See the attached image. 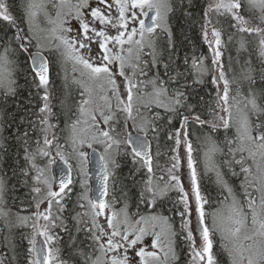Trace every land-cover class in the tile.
<instances>
[{
  "label": "snow or ice",
  "instance_id": "1",
  "mask_svg": "<svg viewBox=\"0 0 264 264\" xmlns=\"http://www.w3.org/2000/svg\"><path fill=\"white\" fill-rule=\"evenodd\" d=\"M22 7L23 16L18 23L6 0H0V22L7 30L0 41L4 44L0 52V87L5 89V95H15L10 54H27L34 73L33 84L43 93L38 115L43 145L37 140L32 151L28 132L23 134L25 160L30 168L22 170V175L26 184L29 179L32 181L30 193L36 211L30 215L12 213L4 199L7 185L0 179V233H3L0 242L9 247L14 229H29L23 235L27 241L23 264H132L130 251L137 258L136 264H177L179 236L189 248L190 264H222L221 254H226L227 264H264V72L260 74L259 85L250 66L243 69L240 78L229 80L221 60L222 30L212 20L213 15L217 17L216 23L221 17H229L230 28L260 35L259 55L264 58V27H249V21L242 15L247 9L264 25V0H211L204 10L201 33L212 53L211 64L206 63V57L194 56L191 70L193 83H204V78L209 77L216 87L211 119L202 118L197 106L189 102L190 85L185 74L178 70L179 65L173 68L171 55L163 62V74L159 72L163 61L158 50L161 35L168 41L166 51L171 53L175 47L169 26V16L174 11L172 0H97L95 7L91 0H26ZM40 16L50 27L40 26ZM73 20L79 25L75 35H71ZM94 46L98 51L92 56ZM32 48L36 51H31ZM45 49L58 54L64 64L71 62L73 73H78L72 83L79 90V100L75 101V119L67 125V140L80 161L84 177L90 156L81 147L103 146L95 196L89 195L87 179L80 182L82 191L76 201L80 211L66 209L73 191L70 185L74 183L71 165L66 174L62 170L56 190L55 180L50 176L54 158L48 159L44 167L35 162L37 157H50L55 147L56 156L68 163L61 151L63 146L54 144L58 139L55 133L49 138L56 125L50 123L53 115L50 60L44 55ZM184 63L188 64L187 58ZM244 81L248 83L246 93L241 91ZM233 85H236L234 95ZM156 109H162L163 113ZM174 117H179V127L167 133V139L173 142L169 149L170 166L157 176L146 137L151 132L159 139L160 122L166 120L172 126ZM30 124L35 129V122ZM190 125L202 133L197 140L204 149L206 171H215L221 194L226 193L218 201L219 207L211 212L206 211L211 201L202 194L199 184ZM129 128L137 131L135 140L127 134ZM221 129L227 147L223 165L232 170L233 176L242 177L238 190L225 180L226 173L213 159L222 152L214 138ZM121 151L147 170V178L140 181L136 205L139 208L144 204L151 209L147 214L131 213L127 202L117 208L121 201L115 195L105 199L110 192L112 170L119 167L117 156ZM185 159L189 191H185L181 181ZM236 166L239 172L234 170ZM114 189L113 183V192ZM173 192L178 194L175 200L171 197ZM42 205H46L43 210ZM158 208L180 216L179 232L174 228L173 218L157 211ZM71 211H75L74 216ZM69 217L74 223H66ZM192 217L196 227H190ZM81 232L88 241L86 245L79 238ZM60 233H66L71 241L67 258ZM217 235L219 252L214 249ZM146 237H151L150 246L144 243ZM0 264L5 261L0 260Z\"/></svg>",
  "mask_w": 264,
  "mask_h": 264
},
{
  "label": "trees",
  "instance_id": "2",
  "mask_svg": "<svg viewBox=\"0 0 264 264\" xmlns=\"http://www.w3.org/2000/svg\"><path fill=\"white\" fill-rule=\"evenodd\" d=\"M9 5L10 13L17 18V22H21L23 16L22 5L26 0H6ZM211 0H172L174 5V11L169 16V26L172 31V42L175 45L174 50L169 53L165 49L167 48L168 41L164 35L158 45V50L162 52L163 61L159 68L160 74H163L164 67L163 62L169 60L171 55L173 68L179 65V71L185 74L187 82L190 87L187 89L189 94V102L197 106V111L202 114V118L211 119V109L215 107V101L217 96L216 87L211 84L210 78L205 77L204 83H193L195 77L192 75L191 62L195 57H206V63L211 64L212 53L208 48L207 43L202 38L201 25L203 24V13L207 5ZM242 15L249 21L248 26H260L258 18L254 17L252 13L245 9ZM213 23L216 27L222 30V57L221 60L225 67V72L229 80L240 78L244 68L251 67L252 74L257 80V85L260 83V74L264 72V58L259 55V41L260 35L241 33L235 28L229 27V17H221L220 22L216 23L217 17L212 16ZM26 27V26H25ZM5 31L3 22H0V41H2ZM9 35L11 33L9 32ZM229 36L232 37L229 40ZM243 44V47H241ZM4 44L0 42V52L3 51ZM35 49V48H32ZM47 58L50 60V92L52 95L53 115L50 117V123L56 125V128L52 129L49 133L51 137L54 132L58 138L56 141L63 142L66 140V122L75 113V101L79 100V90L73 86L72 83L66 82L63 78V72L61 67V60L56 53H50L47 49L44 51ZM185 58L188 59V64L185 65ZM10 59L13 61L11 64L12 79L15 81L13 87L15 88V95L0 92V121H1V145H0V173L3 176V180L7 185L6 202L8 208L12 213H17V208L22 215H30L36 211L35 203L33 201V194L30 193V185L32 181L29 179L27 184L25 183V177L22 175V170L30 168V164L25 160V132H28V146L32 151L36 149L37 140L43 145V136L39 131V107L42 105L41 100L42 90L38 91L33 84L32 68L27 58V54H10ZM155 74V70L153 71ZM73 75V74H72ZM73 78V76H72ZM167 79V77H163ZM73 81V79H72ZM71 81V82H72ZM183 82V77H182ZM221 87V86H220ZM223 87V85H222ZM235 87L233 85L232 94H235ZM248 89L247 81L242 83L241 91L246 93ZM64 101V104H61ZM163 113L162 109H156ZM183 112V109H181ZM31 122H35V129H33ZM179 127V117H174L172 126L167 125V121L160 122L159 139L154 138L153 134L149 132L147 136L151 140V154L153 156V166L157 176L161 174V170L170 166L168 161L170 160L171 153L169 151L173 142L167 139V133ZM190 131L192 132L193 147L196 149L194 157L197 160V171L199 176V184L202 194H204L210 201L211 207L206 206V211L211 212L214 208L218 207V201L224 198L221 187L216 183V173L212 170L205 169L203 146L197 140L198 136L202 133L197 129L195 125H190ZM129 131L127 130V134ZM224 131L220 130V135L214 138L218 145L221 147L222 152H218L214 155V161L218 168L223 173H226L225 180L228 181L235 189H239L240 180L242 177H235L232 175V170L223 165V161L227 158L223 153L227 152V147L224 144ZM101 151L102 146L97 145ZM131 149L129 148V152ZM239 158V157H237ZM44 161V157H37L36 164H41ZM117 162L119 167L113 169V176L109 180V196L112 198L115 195L122 205L127 202L131 213L140 212L141 214L151 212V209L145 208L144 204H140L137 208L139 185L142 179L147 178V170L141 169L139 164H134L131 156L125 155L121 151L117 156ZM159 165V167H156ZM239 172V166L234 169ZM31 175H35V171L31 172ZM71 187L73 188L70 193V199L66 205L67 210L75 209L80 211L76 201L81 192L80 183L76 181ZM115 184L114 192L112 185ZM177 193H171L172 200L177 198ZM20 206V207H19ZM46 206V205H45ZM169 207L171 205L169 204ZM43 210V208H41ZM55 211V209H54ZM75 211H71V215H75ZM157 211H164L165 215L173 218L174 228L179 232L180 230V216L174 214L173 211L167 209H157ZM65 215H68L66 211ZM66 223H74L66 220ZM191 227V225H190ZM29 229L20 228L14 229L10 240L13 241L9 247H5L0 242V257L5 261V264H23L24 254L27 248V241L23 239V235L27 233ZM72 234L75 236L77 233L75 229L72 230ZM3 233H0V240H2ZM65 242V258H67V248L70 247L71 241L66 233H60ZM81 241L88 243L83 232L79 233ZM79 243V242H78ZM214 249L219 252V236L214 238ZM176 252L178 256L177 264H190V254L187 244L182 237H177L176 240ZM219 259L222 264H227L228 258L226 254L219 255Z\"/></svg>",
  "mask_w": 264,
  "mask_h": 264
},
{
  "label": "rangeland",
  "instance_id": "3",
  "mask_svg": "<svg viewBox=\"0 0 264 264\" xmlns=\"http://www.w3.org/2000/svg\"><path fill=\"white\" fill-rule=\"evenodd\" d=\"M73 2H75V0H73ZM91 4L93 7L96 6L97 4V0H91ZM38 23L40 24L41 27H50V25L47 24V22L45 21L44 17L43 16H40L38 18ZM72 28H73V32L71 33V35H75L76 34V30L79 28V25L78 23L73 20L72 21V24H71ZM113 34H115V32H113ZM164 35H161L160 39L163 37ZM209 39H212L211 36H209ZM96 51H98L97 48H95L94 46V50L93 52L91 53L92 56H95L96 54ZM61 60V59H60ZM61 67H62V72H63V78L64 80L68 83H72V79L75 77V76H78V73H73L72 71V64L71 62L67 63V64H64L62 61H61ZM73 74V75H72ZM73 76V78H72ZM73 86L76 87V85H74L72 83ZM221 88H222V84L220 85ZM72 119H75V116L71 117L69 120H67L66 122V140L63 141L62 143L59 142V141H54V144L56 143H59L60 145H62L63 147L61 148V151L64 153L65 157L67 158V162H69L72 167H73V172H74V179H76L77 182H81V180L83 179H87V183H88V186L90 188V175H89V164L87 162V166H86V170H87V177H84L82 173H80V161L76 158V156L72 153V148H71V145L70 143L68 142L67 140V137H68V128H67V125L71 123V120ZM129 132L132 131V130H135L133 128H129L128 129ZM51 138V137H49ZM102 146V145H101ZM81 151H84V152H87L88 153V146L85 144L84 146L81 147L80 149ZM181 151H183V149H181ZM102 152H103V146H102ZM51 158H60L59 156H56V149L55 147L52 148L51 150V156L48 157V158H44V161L41 163V164H38L39 166L38 167H44L47 162H48V159H51ZM183 163V167H182V172L184 173V175L181 176V181H182V184L185 188V191H189L190 189V178L188 177L187 173H188V169L186 167V159L184 161H182ZM50 176L53 178V175H52V170H51V165H50ZM54 188L57 190L58 189V184L54 183ZM82 191V189H81ZM89 195L91 196V192H89ZM108 199H111L108 198ZM122 205H118L116 206L117 208L119 207H122ZM45 205H42L41 208H44ZM219 207V206H218ZM144 214H147V213H144ZM138 218V217H137ZM101 219L103 220V217H101ZM192 225L191 227H196L197 226V223H196V220H195V217H192ZM197 236H198V233H197ZM198 244H199V240L197 241ZM145 245H149L151 244V237H146L145 238V241H144ZM130 257L133 258L132 260V264H136V259L135 256H134V253H132L130 251L129 253ZM0 260H1V257H0Z\"/></svg>",
  "mask_w": 264,
  "mask_h": 264
},
{
  "label": "water",
  "instance_id": "4",
  "mask_svg": "<svg viewBox=\"0 0 264 264\" xmlns=\"http://www.w3.org/2000/svg\"><path fill=\"white\" fill-rule=\"evenodd\" d=\"M35 51L36 50H33V52H35ZM128 135H130L133 138V140H135L136 136L138 135V133H137L136 130H132V131L129 132ZM139 135L142 138H144V134L143 133H139ZM146 139H147V142L151 146L150 138L147 136ZM88 154L90 156L89 168H90V177H91V196L94 197L95 194H96V189H97L98 184H99V180H98V176L100 174L99 157L101 155V151H100V149L97 146L93 145V147L89 149ZM54 161L55 162L52 163V166H51L52 167V171H53V176H54L55 182H59L62 170L66 174L67 171H68V165L69 164L68 163L65 164V162L63 160H61L60 158H56V159H54Z\"/></svg>",
  "mask_w": 264,
  "mask_h": 264
},
{
  "label": "flooded vegetation",
  "instance_id": "5",
  "mask_svg": "<svg viewBox=\"0 0 264 264\" xmlns=\"http://www.w3.org/2000/svg\"><path fill=\"white\" fill-rule=\"evenodd\" d=\"M33 49H31V51H32ZM31 65V64H30ZM9 68H10V70L12 71V69H11V65H9ZM0 92H2V93H5V89L3 88V87H0ZM2 143H1V121H0V145H1ZM73 171V170H72ZM0 179H3V176H2V174L0 173ZM74 181V183H76L75 182V180H73ZM56 183V182H55ZM73 183V184H74ZM56 184H59V183H56ZM72 185H70V187H71ZM58 190V189H57ZM4 199H5V201H6V195H5V197H4ZM20 207V206H19ZM19 209H21V208H17V213H19V214H21V212H20V210ZM22 215V214H21ZM0 227H2V225H0Z\"/></svg>",
  "mask_w": 264,
  "mask_h": 264
}]
</instances>
